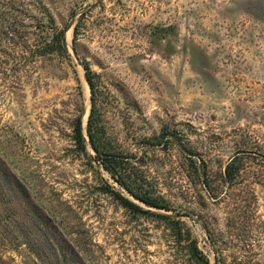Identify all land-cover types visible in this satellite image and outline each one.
Wrapping results in <instances>:
<instances>
[{
	"label": "rangeland",
	"instance_id": "obj_1",
	"mask_svg": "<svg viewBox=\"0 0 264 264\" xmlns=\"http://www.w3.org/2000/svg\"><path fill=\"white\" fill-rule=\"evenodd\" d=\"M41 5L69 57L34 50ZM82 60L111 148L143 155L169 210L142 207L178 219L180 235L122 207L91 148L76 147L73 121L85 126L90 107ZM163 128L206 162L210 188L176 144H145ZM192 240L209 264H264V0H0V264H196Z\"/></svg>",
	"mask_w": 264,
	"mask_h": 264
},
{
	"label": "trees",
	"instance_id": "obj_2",
	"mask_svg": "<svg viewBox=\"0 0 264 264\" xmlns=\"http://www.w3.org/2000/svg\"><path fill=\"white\" fill-rule=\"evenodd\" d=\"M14 7V6H13ZM18 12V8H16ZM41 15L40 21L37 23L38 40L34 43V50L39 57L50 55H64L69 57L68 45L65 37V28H58L52 15L48 12L45 6L41 5L39 9ZM21 27V22L13 26ZM7 29V28H6ZM78 33L77 24L74 26L73 35L76 37ZM34 51V52H35ZM84 75L86 77L89 91H90V107L86 119L85 126H83L81 116H77L72 124L73 141L87 157L88 147L94 152V159L99 162L101 167L110 175L114 182L118 185V189L106 185L104 187L106 192L113 196L117 202L127 210L133 213L151 214L155 217L166 221L168 227L173 234L180 235L177 224L180 222L166 214L153 212L148 208L169 210V206L165 204L158 195H155L150 189L151 185L148 183L144 166L146 162L143 155L134 153H123L111 148L109 141L105 137L104 124L98 108V87L96 84V74L92 72L86 61L81 62ZM181 138L176 134V131L169 128H163L156 137L147 138L146 145L158 146L176 144L177 149L184 157L185 167L187 169L188 177H195L196 180L206 189L210 188L207 181V165L206 162L200 158H196V152L188 142L181 143ZM243 150H237L226 162L223 172L221 174L222 180L227 184H233L241 171L244 169ZM208 191V190H207ZM124 192L127 194L125 195ZM210 192V190H209ZM142 205L148 208H143ZM186 240H189L187 236ZM189 253L196 264H209L207 257L197 247L195 241L188 242ZM217 264V263H215Z\"/></svg>",
	"mask_w": 264,
	"mask_h": 264
},
{
	"label": "water",
	"instance_id": "obj_3",
	"mask_svg": "<svg viewBox=\"0 0 264 264\" xmlns=\"http://www.w3.org/2000/svg\"><path fill=\"white\" fill-rule=\"evenodd\" d=\"M88 4H89V3H86L82 8L79 9V11H82L83 9H85V8L88 6ZM73 19H74V18H72V19L70 20V22L68 23L66 29L70 28V26H71L72 23H73ZM85 80H86V77H85ZM86 82H87V80H86ZM87 85H88V83H87Z\"/></svg>",
	"mask_w": 264,
	"mask_h": 264
}]
</instances>
